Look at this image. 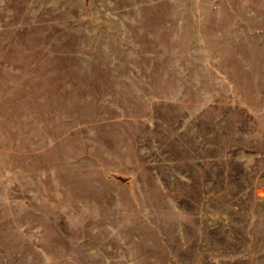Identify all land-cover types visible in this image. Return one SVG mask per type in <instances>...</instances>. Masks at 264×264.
I'll return each instance as SVG.
<instances>
[{
  "label": "rangeland",
  "instance_id": "374dc122",
  "mask_svg": "<svg viewBox=\"0 0 264 264\" xmlns=\"http://www.w3.org/2000/svg\"><path fill=\"white\" fill-rule=\"evenodd\" d=\"M0 264H264V0H0Z\"/></svg>",
  "mask_w": 264,
  "mask_h": 264
}]
</instances>
